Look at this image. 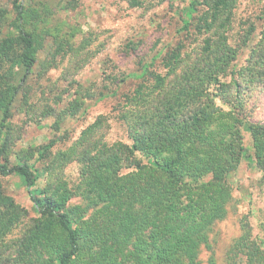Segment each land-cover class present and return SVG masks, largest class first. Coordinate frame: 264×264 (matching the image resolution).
Listing matches in <instances>:
<instances>
[{
    "label": "trees",
    "instance_id": "16d2710c",
    "mask_svg": "<svg viewBox=\"0 0 264 264\" xmlns=\"http://www.w3.org/2000/svg\"><path fill=\"white\" fill-rule=\"evenodd\" d=\"M24 1L13 0L15 31L9 28L7 10L0 7V178L21 177L38 213L20 241L18 261L200 264L213 227L227 214L235 189L229 178L244 152L241 127L227 120L212 91L220 85L230 94L233 87H240L237 79L231 85L223 83L235 54L221 30L235 0L192 2L193 7L200 4L205 9L185 19L181 32L196 39L210 33L211 38L181 72L175 73L185 62L184 41L163 56L166 75L154 68L157 58L133 75L141 82L126 96L122 116L131 143L96 142L84 147L75 191L68 181L37 188L38 170L24 157L15 163L10 157L12 106L37 62ZM257 55L244 78L257 71L264 80V43ZM80 109L78 102L70 106L74 115ZM248 129L256 165L264 174V124L250 122ZM50 147L40 152L41 161ZM77 195L84 205L72 203ZM20 218L21 210L0 180V244ZM233 254L231 264H264V240L252 239L246 231Z\"/></svg>",
    "mask_w": 264,
    "mask_h": 264
},
{
    "label": "rangeland",
    "instance_id": "374dc122",
    "mask_svg": "<svg viewBox=\"0 0 264 264\" xmlns=\"http://www.w3.org/2000/svg\"><path fill=\"white\" fill-rule=\"evenodd\" d=\"M137 1L138 5L133 0L24 1L26 26L36 39L37 62L12 106L7 142L12 163L24 157L38 170L37 188L68 181L75 191L84 147L96 142L130 144L122 116L126 96L141 82L133 75L141 74L155 58L154 68L166 75L163 56L184 41L185 62L175 73L181 72L201 52L205 39L211 38L210 33L196 39L181 32L185 19L205 9L200 4L193 7L195 0ZM0 7L7 10L9 28L14 30L13 0H0ZM221 33L235 54L223 83L231 85L237 79L240 87H233L230 94L220 85L212 91L227 120L241 127L244 152L229 178L235 189L227 214L213 227L200 264H231L235 244L246 231L252 239L264 240V174L256 165L248 129L250 122L264 124V80L257 71L246 78L243 74L264 43V0H235ZM76 102L81 109L74 115L70 106ZM49 145L47 158L41 161L40 152ZM0 180L21 210L18 224L0 244V264H31L29 259L18 261V249L38 213L21 177ZM72 203L84 205L79 195Z\"/></svg>",
    "mask_w": 264,
    "mask_h": 264
}]
</instances>
